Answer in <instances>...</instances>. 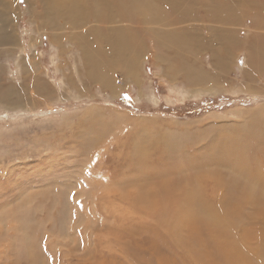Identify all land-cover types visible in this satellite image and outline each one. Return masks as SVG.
<instances>
[{"label": "rangeland", "instance_id": "374dc122", "mask_svg": "<svg viewBox=\"0 0 264 264\" xmlns=\"http://www.w3.org/2000/svg\"><path fill=\"white\" fill-rule=\"evenodd\" d=\"M61 1L8 9L19 44L0 45V264H264V63L247 60L264 13L245 0H153L151 18L132 15L142 0H116L107 15L85 0L80 16ZM227 3L240 19L207 11ZM215 27L233 36L217 52ZM122 37L127 50L91 53ZM188 172L206 175L210 225L177 183Z\"/></svg>", "mask_w": 264, "mask_h": 264}, {"label": "bare ground", "instance_id": "6f19581e", "mask_svg": "<svg viewBox=\"0 0 264 264\" xmlns=\"http://www.w3.org/2000/svg\"><path fill=\"white\" fill-rule=\"evenodd\" d=\"M39 2H40V4H41V6L42 7H45L46 9H49L48 8V3H50V4H52L53 6H55V7H57L54 3H53V0H38ZM85 0H62L61 2H60V5H61V7H62V9L65 11V13H67V7H68V9L70 10V11H72L73 13H74V15H80V16H84L86 13L85 12H83L81 9H82V7H83V2H84ZM111 1H114L113 3H111L110 4V2ZM116 0H97V2H96V6H98V8H99V11L100 12H102V13H104L105 11H107L108 13H107V15L108 14H110V13H112V11H113V8H114V5L115 4H117L118 3V1L117 2H115ZM129 1V0H128ZM237 1V0H236ZM239 1H241V0H239ZM238 1V2H239ZM13 2H14V0H0V45H2V46H5L6 48L5 49H7V47H10L11 49H9V52H11V50L13 49V47H14V45H17V44H19L18 42H19V39H18V37H17V34L15 33L16 31H15V27L12 25V21H14L13 19L11 20V18H10V16H9V10L8 9H11V4H13ZM242 2V1H241ZM130 3H132L133 5H134V7H135V9H136V11L132 14V12L130 11V9H129V5H127V4H123L122 3V6H121V9H122V11H123V13H124V15H125V17L127 16V15H134V14H140V15H145V16H148V17H155V16H157V15H159V14H161V12H162V9H161V6L158 4H155L154 2H153V0H151V1H149V0H142V1H140V2H136V1H131ZM243 3H247L248 4V6L250 7V10L251 9H253V10H258L259 12L261 11V12H263L264 13V0H245V2H243ZM223 4H225V3H223ZM231 4V3H230ZM230 4H228L227 3V5L228 6H226V7H221L220 9H218V10H215L214 9V7H212V9H208L207 11H209V13L210 14H213V15H217L218 17L217 18H219V16L220 17H222V18H220L221 20H226V21H231V19L229 20V18H230V16L231 15H237L238 17H239V19H240V17H241V15L239 16L238 15V13H239V11H241V10H239L238 11V9H236L235 8V13H236V11H238V13L237 14H233V13H231V9H232V6H233V3H232V6H230L229 7V5ZM239 4V3H238ZM237 3H235V6L237 7V6H240V5H238ZM108 6H110V7H108ZM216 6V5H215ZM244 6H245V4H244ZM58 8V7H57ZM210 8V7H209ZM234 8V7H233ZM247 9V8H246ZM14 10V9H13ZM13 10H12V13H13ZM17 10V9H16ZM16 10H15V13H14V15L15 16H17V14H16ZM234 10V9H233ZM234 12V11H233ZM241 12H243V11H241ZM240 12V13H241ZM208 13V12H207ZM226 13V14H225ZM239 13V14H240ZM19 14V13H18ZM225 14V15H224ZM107 15H104L103 17H102V19H106V20H109V17L107 16ZM184 15H185V13H184ZM183 15V16H184ZM19 16V15H18ZM237 16H235V18L237 19ZM247 17V16H246ZM232 18H234L233 16H232ZM233 20H235V19H233ZM233 20H232V23H233ZM239 21V20H238ZM96 23V22H95ZM231 23V22H230ZM14 24V23H13ZM99 25V24H98ZM101 25V24H100ZM99 25V26H100ZM218 26V25H217ZM241 26V25H240ZM212 28H214V27H212ZM103 29V28H102ZM121 30V28L120 29H117V28H115L114 30H112V29H108L107 31H113V32H115V33H118L119 34V31ZM174 30V29H173ZM214 30V31H213ZM216 27H215V29H210V31H211V38H208V40L210 41V42H206V44L208 45V43L210 44V43H214V45L213 46H216V47H211V48H209V46H207L206 44H205V46H207V48L206 49H208L209 51H211L210 49H217V46H220L221 48H223L224 46H226V45H228V43H230L231 42V38H233V36H231V35H229V34H226V31H221V30H216ZM87 33H83L82 32V34H80V36L77 38V43H78V45L80 46V48L84 51L85 50V40H86V37L88 36V35H96L97 34V30L96 29H89V30H87L86 31ZM208 32H209V30H208ZM208 32H207V34H208ZM171 33L172 34H174V35H177V36H179V39H178V41H180V43L181 44H184V45H186V44H188V42L186 41V39L184 40V38H185V36L183 35V31L181 30V29H178L177 30V28L172 32L171 31ZM210 34V33H209ZM229 35V36H228ZM31 36V35H30ZM203 36V35H202ZM205 36V35H204ZM203 36V37H204ZM202 37V38H203ZM205 37H207V36H205ZM130 40V38L129 37H122V38H117V39H105V41H106V43H107V48L105 49V50H103V49H99V47L97 46V44L96 45H93L92 46V50H91V53L94 55V57L95 58H98V59H103V55H105V59L110 55V53L111 52H113V51H119V50H127L128 49V41ZM197 40L198 39H196V41H195V44L197 43ZM199 40H200V37H199ZM201 40H203V39H201ZM203 41H201V43H202ZM200 43V44H201ZM204 44V43H203ZM21 45V44H20ZM199 46V45H198ZM201 46V45H200ZM16 47V46H15ZM202 47H204V45H202ZM220 47H218L219 49H220ZM2 48V47H1ZM18 48V47H17ZM101 48V47H100ZM198 48V47H197ZM200 48V47H199ZM227 48H229V46L227 47ZM226 48V49H227ZM206 49H204V50H206ZM216 49H215V51H216ZM100 50V51H99ZM107 50V51H106ZM221 50V49H220ZM228 50V49H227ZM227 50H226V52H227ZM200 51H201V49H200ZM225 51V50H224ZM8 52V51H7ZM19 52H22V51H20L19 50ZM18 52V53H19ZM107 52H108V54H107ZM212 52H214V51H212ZM211 52V53H212ZM217 52V51H216ZM216 52H214L216 55H215V57H214V55H211L212 57H214V58H216V57H218L219 56V53H218V55H217V53ZM197 53V52H196ZM89 54V52H87V55ZM196 55V54H195ZM35 56V55H34ZM223 56H224V53H223ZM223 56H221L222 57V59H224L225 58V56H224V58H223ZM23 57V56H22ZM211 57V58H212ZM214 58H212V59H214ZM26 62H27V64L30 66V65H32L33 64V62H29V61H31L30 59H26V58H23ZM216 59H219V57L218 58H216ZM216 59H214L215 60V63H212V65H214V64H216ZM247 60H248V63H251V62H254V63H256V64H258V66L261 64V63H264V39H261V38H259L258 40H256V41H254V42H252L251 43V46H250V51H249V53H248V55H247ZM161 61V60H160ZM164 62V61H163ZM218 62H219V60H218ZM165 63V62H164ZM17 66L20 68V69H22L23 68V70H24V68H25V70L27 69V73L30 71V67H28V66H26V65H22L19 61H17ZM252 64V63H251ZM253 65V64H252ZM34 66V65H33ZM215 66V65H214ZM216 66H218V65H216ZM220 66H222V65H220ZM219 66V67H220ZM219 67H217V69H219ZM223 67H225V66H222V68ZM227 67V66H226ZM225 67V68H226ZM251 67V66H250ZM100 68V65H98V64H92L91 65V70L93 71L92 73H95V72H98L97 70ZM252 68V67H251ZM19 69V70H20ZM36 69V68H35ZM40 69V68H39ZM20 72V71H19ZM99 73V72H98ZM25 74H26V72H25ZM24 74V75H25ZM248 74V73H247ZM110 78H108V79H104V81H101L100 80V84H103V85H101V87L102 86H104V85H106L105 86V88L107 87V84L110 82V80H109ZM108 85H110V83L108 84ZM178 86V85H177ZM113 87H114V85H113ZM104 88V89H105ZM116 88V87H115ZM108 90H109V87H108ZM117 90V89H116ZM199 90V89H198ZM112 91V90H111ZM195 91H197V90H195ZM264 91V90H263ZM117 92V91H116ZM192 92H194L193 90H192ZM196 93V92H195ZM259 93V92H258ZM262 110V112H264L263 110L264 109H261ZM260 111V110H259ZM243 113V112H242ZM241 113V114H242ZM251 115V114H250ZM192 163V162H191ZM179 168V172H178V174H184L185 173V170H184V168L182 167V166H180V167H178ZM189 174H188V176L187 177H194V178H192L191 180L190 179H188L187 180V178L185 179V177L184 178H179V180L178 181H183L184 182V184H182V183H180V182H177L179 185H181V189L184 191V194H186V188L187 187H189L190 189H191V192H187V195H189L190 196V199H191V205H190V209H195V215L204 223V224H206V225H210V223H211V220H210V215L209 216H207V215H205V213H206V210H212V209H209V208H207V206L208 205H206L205 203H203L200 199H198V192H197V187H198V181L200 180V179H202V176L205 178L206 177V175L204 176V175H201V174H197L196 175V173H192V172H188ZM207 173V172H206ZM201 175V176H200ZM208 177V176H207ZM211 177H214V175H212ZM245 189H247V187L245 188ZM226 191V190H225ZM227 192V191H226ZM226 194H229L228 192L226 193ZM47 195V194H46ZM49 195V194H48ZM38 196V195H37ZM39 196H41V195H39ZM45 196V195H44ZM54 196V195H53ZM229 195H225V197L227 198ZM51 197V196H50ZM40 198V197H39ZM53 198V197H52ZM48 199V198H47ZM232 249L233 248V245H232V243H230V242H228V243H226L223 247L222 246H220L219 244H217L216 245V249L218 250V249H222V250H229L230 248ZM239 257V255H236V257ZM237 257V258H238ZM225 258H228V259H231L232 258V256L231 255H229L228 253H226L225 254ZM225 261L228 263V264H233L231 261L229 262L227 259H225Z\"/></svg>", "mask_w": 264, "mask_h": 264}]
</instances>
